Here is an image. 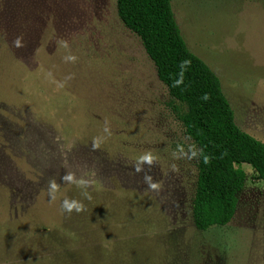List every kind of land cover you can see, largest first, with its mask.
<instances>
[{
  "label": "rangeland",
  "instance_id": "374dc122",
  "mask_svg": "<svg viewBox=\"0 0 264 264\" xmlns=\"http://www.w3.org/2000/svg\"><path fill=\"white\" fill-rule=\"evenodd\" d=\"M171 4L235 123L264 142V0ZM174 104L116 0H0V264H264V180L249 165L231 221L195 227L199 148ZM65 197L84 210L63 212Z\"/></svg>",
  "mask_w": 264,
  "mask_h": 264
},
{
  "label": "trees",
  "instance_id": "16d2710c",
  "mask_svg": "<svg viewBox=\"0 0 264 264\" xmlns=\"http://www.w3.org/2000/svg\"><path fill=\"white\" fill-rule=\"evenodd\" d=\"M116 9L125 27L141 41L158 79L177 101L174 112L199 148L192 204L195 227L206 231L225 226L235 214L237 193L246 179L242 165L251 167L254 180H264V142L235 123L218 76L188 49L171 0H116ZM80 252L57 256L80 262Z\"/></svg>",
  "mask_w": 264,
  "mask_h": 264
},
{
  "label": "clouds",
  "instance_id": "9594fccd",
  "mask_svg": "<svg viewBox=\"0 0 264 264\" xmlns=\"http://www.w3.org/2000/svg\"><path fill=\"white\" fill-rule=\"evenodd\" d=\"M13 45L15 47H23L24 45L22 42V37H20V36L16 37L13 41ZM66 59L74 61L76 58L74 56H68V57H66ZM182 63L186 65L190 62L184 61ZM105 131H107V128L105 129ZM99 146H100L99 140L94 139L92 142V149L96 150ZM154 160H155V157L152 155L151 152H145L137 158V162L134 165V170L137 173L143 172L144 171L143 165L147 164V165H149V167H151L154 163ZM205 162H207V161H205ZM61 181L65 182V183H74L78 188H81L82 190H84V191H82V195L85 198H87V199L91 198L90 194L86 191L87 187L89 186V181L84 179L83 177L77 179L75 177V173H73L71 171H66L65 174L61 177ZM144 182L147 185V187L153 191H158L161 187L159 182H154L152 177L150 175H148L147 173H145V175H144ZM58 191H59V185L56 183V181L54 179H50L48 181L49 196L52 199H55V193ZM61 210L63 212H67V213H71L73 211L81 212L84 210V205L81 201H78L75 199H69V198L65 197L61 202Z\"/></svg>",
  "mask_w": 264,
  "mask_h": 264
}]
</instances>
